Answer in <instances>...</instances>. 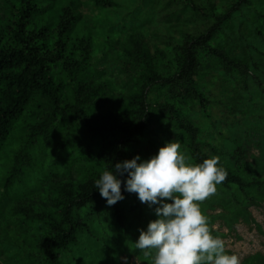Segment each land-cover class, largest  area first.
<instances>
[{
    "label": "trees",
    "instance_id": "1",
    "mask_svg": "<svg viewBox=\"0 0 264 264\" xmlns=\"http://www.w3.org/2000/svg\"><path fill=\"white\" fill-rule=\"evenodd\" d=\"M47 1L19 0V7L11 5L19 13L17 25L12 31L13 42L2 45L0 38V160L1 154L5 151L4 156L10 145L16 124L30 127L46 115L41 128H48L55 122H64L67 116L78 114L81 130L76 138H90L89 145L84 146L76 141L61 145L58 151L61 160L59 170L71 174L70 166L76 164L77 174H85L82 164L87 162L100 165L104 170H112L115 163L134 158L132 144L144 142L148 127L155 121L160 134L157 135L159 142L154 145L155 148L159 144L163 147L169 142L178 143L179 151L192 164L211 157L218 158L225 179L210 194L214 199L200 202L201 211L208 222H212L214 217L207 216L206 211L213 208L214 203L235 222L239 216H247L246 210L250 206L264 203V116L259 115V110L253 111V114L250 111L252 102H255L261 105L260 110L264 113V90H257L260 82L250 74L253 63L230 58L224 49L212 43L216 31L232 22L243 10L258 13L253 26L256 39L262 38L264 43V9L260 7L264 0H236L228 10L217 16L210 29L188 39L182 60L173 74L164 78H148V89L161 90L168 86L171 90L169 97L154 107L149 92L144 91L135 105L132 123L125 124L95 122L91 113L80 103L63 101L65 85L74 86L79 94L81 83L93 70L94 65L90 60L94 34L91 30L77 34L82 22L81 12L77 0H70L57 25L56 35L50 39L49 27L40 17L45 12ZM91 1L102 14L98 18L97 27L104 28L111 9H118L120 5V8H129L131 1L136 0ZM254 1H257V6L251 8ZM186 5L190 3L186 1ZM9 6V2L1 5L5 11L10 10ZM122 19L117 17L116 20ZM206 71L210 72L205 74ZM224 80H228L233 87L229 91L232 94L230 100L222 101V98L214 95V84ZM172 91L177 96H170ZM234 92L242 95L236 96ZM178 97L183 99L187 110L183 111L177 102L176 105L171 102ZM117 134H121V138L111 143L112 137ZM243 135L254 141L257 135L261 137L256 140L260 156L255 170L251 166L239 164L250 153L242 142ZM228 151H233L230 156ZM105 155L107 157L101 160ZM35 158L34 155L25 157L28 162L23 164L27 166L24 167L25 172L32 168L34 163L30 167L29 163ZM17 161L23 160L19 158ZM21 169L12 168L7 174L5 182L8 190L15 186ZM119 178L122 180L124 199L112 206L106 204L94 186L64 199L60 224L53 229L43 245L41 264H79L74 247L80 243L82 228L86 225L89 234L97 232L99 236L96 244L106 253L109 250L115 252L114 248L127 249L120 246L123 239L125 245L134 248L133 243L139 236L138 230L146 229L148 222L156 219V206L150 208L146 203H141L135 193L124 191L126 174ZM42 180L40 174L35 175V181ZM91 216L94 217L93 223L89 220ZM102 217L106 220L99 221ZM137 255L149 263L142 254ZM259 258L252 257L244 264H264V257Z\"/></svg>",
    "mask_w": 264,
    "mask_h": 264
},
{
    "label": "rangeland",
    "instance_id": "2",
    "mask_svg": "<svg viewBox=\"0 0 264 264\" xmlns=\"http://www.w3.org/2000/svg\"><path fill=\"white\" fill-rule=\"evenodd\" d=\"M69 1L49 0L45 3V12L40 14V17L49 27L50 39L56 35L57 25ZM186 1L190 5H186ZM235 1L136 0L131 1L129 8H120L122 6L120 5V9H111L109 18L104 22L105 27L99 28L97 27L98 18H101L99 7L94 6L91 0H77L82 21L77 34L90 30L93 32L90 61L94 67L81 83L79 94L74 86L65 85L63 101L70 104L80 103L89 114L91 113V118L95 122L132 123L135 105L144 91L149 92L154 107L166 101L171 91L168 86L161 90L148 89V78L150 76L164 78L173 74L182 60L187 40L210 29L215 24L217 16L228 10ZM8 2L10 10L5 11L1 5ZM11 5L19 7V0H0L2 45L13 42L12 31L18 21V10L11 8ZM256 6L257 1L250 5L251 8ZM260 7L263 10L264 3H261ZM257 14L243 10L232 22L216 31L212 43L224 49L230 58H238L248 64L253 63V71L250 74L257 77L260 82L257 90L263 91L264 43L262 38L256 39L253 26ZM117 17L124 19L118 21ZM209 72L206 71L205 74ZM232 87L228 80L219 81L217 84L215 82L214 95L222 98V101L230 100L232 94L229 91ZM240 95L242 94H236ZM170 96L174 97L177 94L172 91ZM172 100L171 102L175 105L177 102V106L183 111L187 110L182 98ZM256 101L259 102V99ZM260 109L261 105L252 102L250 109L252 114L253 111L259 110V115L264 116L263 110ZM45 117L46 115L30 127L24 128L23 125L16 124L5 155L3 156L5 151L1 154L0 264H41L43 245L53 229L60 224L64 199L94 186V179L104 170L100 165L95 166L90 162L81 165L85 169V174H77L76 164L70 166L71 174L59 170L60 146L73 141L88 146L90 138H76L81 130L78 114L67 116L62 123L55 122L48 128H41ZM148 128L144 142L137 141L131 146L134 157L139 155L150 158L160 148V144L157 148L154 147L159 142L157 135H160L157 122L153 121ZM121 136V134L113 136L111 143L119 140ZM254 138L259 140L261 137L257 135ZM241 139L245 149L249 148L250 153L239 164L251 166L255 170L258 168L260 156L258 143L244 135ZM232 152L228 151V156ZM31 155L36 158L32 159L29 167L33 163L34 165L25 172L24 167L27 166L23 164L28 163L25 157ZM106 157L107 155L100 159L104 160ZM19 158H22L23 163L17 161ZM19 167L22 169L17 174L15 186L8 190V184L5 182L7 174L12 168ZM36 174H40L43 180L35 181ZM211 199H214L212 195L206 200L210 202ZM246 212L247 216H239V220L235 222L229 219L218 204L214 203L213 208L206 211L207 216L214 217L213 221L209 222L211 232L224 240L229 253H235L240 257V264H244L252 257H260L259 259L264 257V203L250 206ZM93 216L89 217L91 223ZM104 220L105 217L99 219ZM86 226L82 228L80 243L74 247L79 264H125L124 258L126 264H149L139 258L138 250L129 244L125 245L124 239L120 246L127 249L114 248L115 252L109 250L106 253L96 244L99 236L97 232L92 231L89 234Z\"/></svg>",
    "mask_w": 264,
    "mask_h": 264
},
{
    "label": "clouds",
    "instance_id": "3",
    "mask_svg": "<svg viewBox=\"0 0 264 264\" xmlns=\"http://www.w3.org/2000/svg\"><path fill=\"white\" fill-rule=\"evenodd\" d=\"M125 174L124 191L135 193L150 208L156 206V219L138 230L133 243L149 264H240V257L229 253L224 240L212 234L200 208V202L225 179L217 157L188 163L179 144L169 142L147 160L137 155L117 162L93 181L108 206L124 199L119 177Z\"/></svg>",
    "mask_w": 264,
    "mask_h": 264
}]
</instances>
